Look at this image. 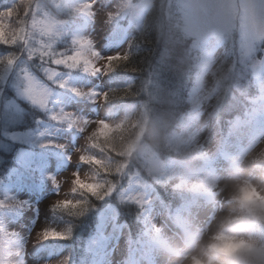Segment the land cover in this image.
I'll return each instance as SVG.
<instances>
[{"label": "rangeland", "instance_id": "obj_1", "mask_svg": "<svg viewBox=\"0 0 264 264\" xmlns=\"http://www.w3.org/2000/svg\"><path fill=\"white\" fill-rule=\"evenodd\" d=\"M27 1L17 0L16 4L12 5V10L18 6L15 10L19 11L20 5ZM68 1L70 6L80 10L88 17L87 26L77 35L89 37L97 50L103 55L113 57L111 61L100 59L99 66L103 67L124 57L130 42L138 37H140L138 39L143 37L144 34L141 31L144 30L145 23L143 22L142 25V21L138 18L142 16V9L147 8L154 0H35L32 3L31 12L27 15L28 24H22L20 28L27 30L31 41L44 40L45 43H58V48H65L67 22L61 17L62 10H65ZM182 1L187 18L185 29H182L184 31L183 39L186 40V43L184 48L179 50L181 59L185 60L191 56L197 59L195 42L203 43V47L201 45L203 50L200 64L204 68L207 66L206 74L197 82L193 90L192 103L199 108L200 116L195 119L185 134L184 139L187 144H184V147L194 151V153H216L220 119L217 118L216 122L214 112L223 100L225 81L232 74L229 84L232 91H246L249 86L248 71L251 72L252 76L257 77L260 76V71L262 73L264 69V52L262 59H254L258 47L264 44V0H179L181 4ZM90 5H95V7H87ZM4 6H6L5 2L0 3V8ZM40 14H42L43 19H40ZM236 16L239 17L243 28L241 31L237 28ZM126 20L129 25L127 29L122 28ZM12 25L15 26L14 28L18 27L16 23H12ZM0 30H2L1 34L4 33L2 28ZM124 30H126V40L119 43V46H114L112 37L119 40ZM50 32L51 35H49ZM57 33L64 39L58 41ZM180 40L182 41L181 38ZM174 41L179 43L178 40L174 39ZM2 52L4 51L0 50V54H3ZM117 53L119 54L118 57ZM232 56L233 59L237 57L235 60L237 64L233 66L229 61ZM234 66H237L236 70L233 68ZM195 67H197V60L193 67L185 72L182 71V74L177 76L178 83L185 84L187 82L185 89L191 80L190 78L195 74L193 71ZM35 69L41 74V77L32 74ZM0 72H2L0 73L1 87L12 83L13 87L18 88L20 85L18 80L20 78L25 80L24 77L27 74L39 87L47 89L49 98L57 97V95L62 96V93L57 94L53 89L51 90L54 84L46 78L43 66L36 60L29 61L25 56H20L12 69L2 67ZM145 72L147 74L143 84L144 95H142L144 100L134 114H132L131 107L127 105L117 114L108 115L106 110L111 109L112 106L101 96L96 97V105L81 99L63 100L57 97L59 99L55 102L54 112L64 109L78 116L94 117L86 125H81L83 133L73 129L69 131L53 130L51 134L26 137L25 139L23 136L20 138L14 136L16 142H24L25 140L29 146L51 148L64 156L65 160L59 167L53 165L45 170V184L40 193L29 192L25 187L6 190L7 204L16 208L19 207L21 211V215L17 219L6 218L4 221V228L7 231L11 246V255L7 264H65L68 258L67 250L54 254L50 258H45L36 251V247L42 244L40 243L42 238H47L50 241L58 239L72 225L68 220L62 221L52 215L50 207L53 203L58 200L82 202L86 190L90 188L106 189L108 177L114 176L116 180H120L129 170L135 172L134 164L128 160L129 154H127V158L125 156L122 158L123 154L120 151H116L112 156L106 155L102 151L99 152L90 143L92 133L96 131L100 134L114 132L116 134L114 138L119 144L118 147H125V153L130 149L140 148L141 153L147 155L151 167L150 171L156 173V179L163 180L162 176L166 173L160 172L161 162L159 159H153V155L159 153L160 148L165 146L164 137L166 133L161 132V120L165 115L164 109L174 106L177 99L181 97V85L174 82L171 83L172 85H162V74L159 75L157 67L154 70L146 69ZM60 79H66L69 87H99L101 92L107 89V93L112 92L122 83V81L112 83L108 81V77L99 81L91 80L84 75L71 77L61 74L57 77V80ZM45 82L51 83V87ZM123 85H128V82L123 83ZM172 88L174 92H172ZM260 88L264 96V83L261 84ZM65 89L68 90V88ZM23 93L24 91L20 92V95L26 99ZM231 101L229 102L230 106L238 103L234 97ZM31 111H34L31 114H36L42 109L32 104L31 106L27 105L26 110L22 111L12 101L9 92L0 90V129L9 127L6 125V120L21 121L31 118L29 117ZM101 121L105 123H100ZM121 127L127 131V136ZM119 131L125 136V140L124 137L118 140ZM244 144L246 154L243 151L238 153L232 151L237 160L239 159L238 164L246 167L245 171L238 172L236 176L248 179L253 185L264 187V171H260L257 166L258 163L264 164V128H261L251 138L246 139ZM56 145H62L63 148L56 147ZM1 146L3 149L0 150V159L3 160L6 157L8 146L7 144H1ZM109 147L114 149V147ZM69 154L72 155L71 162L66 159ZM79 157L84 158L85 165L78 163ZM17 158L21 160L19 166H24L26 161L22 159L20 154ZM49 161L55 162L50 158ZM91 162H94L97 168H93L90 165ZM76 170L81 172L80 176L73 178L71 173ZM179 171L180 169L175 163L164 177H172L173 173ZM105 174L107 175L103 178ZM50 176L56 177L58 183L62 185L59 195L49 180ZM233 178L231 173L227 171H220L214 176L203 178L209 183L210 190H213L212 200L209 203H201L187 212L180 213L178 221L181 228L173 225L161 210L160 202L155 197L150 183L137 177L133 178L131 188L123 196L149 206L147 210L149 233L172 249V253H165L159 249L154 251L151 257L152 264H186L185 257L190 251L198 250L203 240L207 238V234L216 228L217 219L235 207L228 199ZM72 188L81 194L82 199L78 193L73 194L71 192ZM65 206L72 205L69 203ZM114 214L117 217V212L112 209L110 216L103 217L102 231L104 238L108 240V245L106 249L103 247L100 250L96 264H122L121 256L125 245L123 238L125 235L123 228L114 227ZM45 228H55L58 231L56 233H40ZM182 229L187 231L186 235ZM70 230L68 239L72 241L75 229L72 227ZM10 233H15V235ZM252 235L261 246H264L263 232L252 231ZM220 259L219 256L210 255V264H219ZM138 264H147V262L142 256H138Z\"/></svg>", "mask_w": 264, "mask_h": 264}, {"label": "trees", "instance_id": "obj_2", "mask_svg": "<svg viewBox=\"0 0 264 264\" xmlns=\"http://www.w3.org/2000/svg\"><path fill=\"white\" fill-rule=\"evenodd\" d=\"M33 2L34 0L23 2V4L20 5L19 11L15 10L18 8V6L13 8L15 12L11 9V13L13 12L12 23H16L18 25L17 28H20L22 24L28 23L27 15L31 12L30 10ZM177 10L178 5L176 0H154L152 2L150 11L147 13L145 18V28L142 31L144 34H142L143 37L141 39H138L140 38L138 37L134 41L130 42L127 48V53L124 57L110 62V64L117 69L114 75L109 76L111 80L116 82L117 79H119L122 81H128L129 84L126 86L122 85L121 88L114 89L112 92L107 93L105 101L109 102L110 106H121L124 105L121 104V102L138 104L139 101L144 100L142 95H144L143 84L147 74L145 72L146 69L154 70L157 67L159 69V75L162 74L161 80L162 85L165 84L164 86H167L172 82L180 84L181 97L177 99V102L174 106L164 109L165 115L161 120V132L166 133L165 136L170 145V153L180 155L181 159L179 163L182 167H184L186 165V161L189 163L196 161V154L187 152L188 150H182L177 146L180 141H182L181 130L178 127V117L184 113L187 107H189V104L186 103L187 94L183 89L184 83H178L177 76L182 74V71L185 72L187 69L193 67L197 59L196 57L193 58V56L188 57L185 60L181 59L182 57L180 56L181 54L179 50L184 48L186 40L183 39V33L179 29V16L176 14ZM66 13L69 14L68 11H66ZM62 16H65V14L63 13ZM62 19L65 20V22L70 20L68 18ZM1 31L2 30H0V39L4 37V33L1 34ZM174 39L178 40L180 44L176 43ZM0 50L4 52L7 51L2 48H0ZM229 60H231V58ZM1 68L2 67H0V69ZM230 78L232 79V76L228 77V79L225 81L226 86L223 87V102H221L220 106L214 112L215 116L220 119L219 125L221 133L224 135H230L232 131L230 129L231 123L237 117L240 118L244 116L242 113L245 111V99L249 92V87L246 91H232L229 86ZM176 87L178 88V86ZM172 92H174L173 88ZM233 97L238 103L230 106L229 102H232L231 100ZM32 112L34 111H31L29 114V117L31 118H27L26 120L21 121L20 124H17L19 127H22L18 129V131L29 128L28 126H30L34 120H36L35 125H37L39 121H42L38 120L39 118L32 117L37 115L36 112V114H31ZM134 112H136V109ZM122 128L123 127H121V129ZM122 130L124 131L125 136H127V131L124 128ZM119 134L118 140L123 137L125 140V136L121 131H119ZM115 135L116 134L114 132L100 134L96 131L92 133L90 140L98 150L102 151L106 155L112 156L116 151H120V153L123 154L121 157L124 158L125 156L127 158L129 151L125 153V147H118L119 144L114 138ZM109 146L114 147V149H111ZM128 160L136 163L134 156H131L128 158ZM4 161L5 163L8 162L7 159H4ZM6 165H8V163ZM2 167L3 164H0V170ZM179 179V177H176L166 184H162L163 186L161 187L160 196L163 205L170 206L174 204L176 200L179 198H184L186 195V191L189 189V186L182 183ZM3 181V179H0V183ZM109 182L113 184L116 183L114 179H112V181H108L106 186L107 189ZM94 193L96 195H105V191L101 192L100 190H94ZM86 199L87 201H90V205H87V210L85 213L78 217L74 216V219H71L75 226L74 235L78 237L76 243H72V262H78V259L80 258L79 254L81 253V243L88 233V223L92 220V215L96 213L97 210H101L105 203L109 202L110 204H114L112 195H108V197L104 199L97 200L95 195L90 193ZM98 206H100V208L96 209ZM117 208L120 218H123L128 224V232L130 236L132 234L133 239L138 241L141 240L136 208L124 203L118 205ZM67 217L73 218V216L69 215H67ZM4 234H6L5 231ZM1 237L2 235L0 234V238ZM2 251L3 249L0 246V252Z\"/></svg>", "mask_w": 264, "mask_h": 264}, {"label": "snow or ice", "instance_id": "obj_3", "mask_svg": "<svg viewBox=\"0 0 264 264\" xmlns=\"http://www.w3.org/2000/svg\"><path fill=\"white\" fill-rule=\"evenodd\" d=\"M15 0H11L6 6L0 8V28L3 29L4 37L0 39V48L5 49L3 54H0V67L7 69H12L18 58L20 56H25L27 60H36L43 66V72L46 78L54 84L55 87L60 89L68 88L73 96L78 99L84 100L92 105L97 104L96 97L101 96L106 99L107 89L101 92L99 87L90 88H77L69 87L68 81L66 79L57 80V77L61 75L60 69H63L65 73H80L91 80H101L104 77L112 76L116 73V67L112 66L110 63L105 66H99V60L104 59L106 61H111L112 56L103 55L99 50L96 49L94 42L89 37H84L80 35H72L67 38L66 47L58 48V43H45L44 40L31 41L27 34V30L24 28H14L12 25V14L11 9ZM89 8H94L95 5L87 6ZM7 14V15H5ZM19 23V21H18ZM52 33L50 32L49 35ZM58 41H61L63 37H60L57 33ZM64 39V38H63ZM114 46H119V40L112 37ZM117 57L119 54H116ZM25 80L27 81V86L24 89V96L33 105L39 106L42 110L46 109L49 101V93L47 89L39 87L36 82L32 80L30 76L25 74ZM94 117L78 116L72 112L60 109L59 111L52 112L50 119L57 123L63 124L68 130L75 129L76 131L83 133V128L81 125H86L89 120ZM100 123H105L101 121ZM43 135V133H41ZM56 147L63 148L62 145H56ZM68 162H71L72 155L66 156ZM78 163L85 165V160L83 157L78 158ZM80 171L76 170L71 173L73 178H78L80 176ZM53 187L57 190V195H59L61 184L58 183L56 177H49ZM73 194L77 193L75 188L71 189ZM95 195V194H93ZM108 195H95L97 200L106 198ZM71 203V207H66L65 205ZM88 201L84 199L81 201L73 200H58L53 203L50 210L53 212L66 213L69 216H81L87 210ZM3 205L0 204V207ZM2 231V228H0ZM58 230L55 228H45L40 231V233H56ZM70 228L65 230L58 239L54 240H65L70 236ZM15 235V233H10ZM50 241L47 238H42L40 243H45ZM35 246V245H34Z\"/></svg>", "mask_w": 264, "mask_h": 264}, {"label": "clouds", "instance_id": "obj_4", "mask_svg": "<svg viewBox=\"0 0 264 264\" xmlns=\"http://www.w3.org/2000/svg\"><path fill=\"white\" fill-rule=\"evenodd\" d=\"M228 199L235 207L217 219L186 264H210V255L221 257L219 264H264V246L252 235L255 226L264 227V187L235 176Z\"/></svg>", "mask_w": 264, "mask_h": 264}]
</instances>
